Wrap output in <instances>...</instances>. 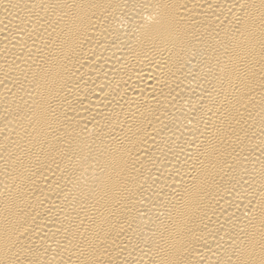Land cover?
<instances>
[{"label":"bare ground","instance_id":"bare-ground-1","mask_svg":"<svg viewBox=\"0 0 264 264\" xmlns=\"http://www.w3.org/2000/svg\"><path fill=\"white\" fill-rule=\"evenodd\" d=\"M0 264H264V0H0Z\"/></svg>","mask_w":264,"mask_h":264}]
</instances>
